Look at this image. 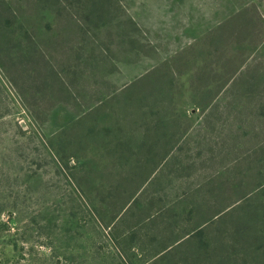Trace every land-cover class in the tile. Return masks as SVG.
I'll list each match as a JSON object with an SVG mask.
<instances>
[{"label": "trees", "instance_id": "1", "mask_svg": "<svg viewBox=\"0 0 264 264\" xmlns=\"http://www.w3.org/2000/svg\"><path fill=\"white\" fill-rule=\"evenodd\" d=\"M16 1L0 0V63L11 81L40 97L43 112L54 101L67 99L62 97L68 94L62 72L76 77L77 70L85 68L90 85L97 81L104 61L97 54L104 45L96 40V32L106 33L111 22L120 34H128L125 23L116 21L112 0H80L77 8L73 0H47L45 6H33L36 0ZM32 8L34 14L29 13ZM70 30L76 32L78 44L68 43L65 34ZM208 32L212 55L228 34L232 36L219 25ZM58 52L69 57L59 56L56 64L52 57ZM159 73L154 85L145 79L148 72L137 77L134 81L145 82L132 94L130 87L115 96L93 88L90 96L98 92L99 98L48 138L76 193L73 218L79 223L82 213L88 216L81 226L88 222L92 237L109 238L105 252L119 257L118 264H264V182H255L264 174V135L257 121L249 128L241 123L244 131L249 129L241 148L234 143L212 148L209 155L203 149L191 154L173 126L170 81L162 70ZM246 142L252 148L233 160L231 155L238 156ZM72 159L78 161L74 167ZM213 162L216 172L203 174ZM182 176L190 181L178 184L179 194H168ZM51 222L48 218L41 226ZM49 247L43 262L56 256L67 259L66 249ZM87 253L89 264H110L102 260L96 238Z\"/></svg>", "mask_w": 264, "mask_h": 264}, {"label": "rangeland", "instance_id": "2", "mask_svg": "<svg viewBox=\"0 0 264 264\" xmlns=\"http://www.w3.org/2000/svg\"><path fill=\"white\" fill-rule=\"evenodd\" d=\"M79 1L73 0L75 8ZM36 4L45 6L47 0H36ZM112 4L119 15L116 21L125 23L128 34H120L111 22L106 33L95 35L90 29V37L95 35L104 45L97 54L104 60L99 63L97 81L90 85L85 68L78 69L76 77L61 71L68 90L62 97L67 99L54 101L48 111L41 110L39 96L22 89L19 81H11L0 63V264H89L87 250L95 238L102 260L118 264L119 257L105 252L110 248L109 238L92 237L88 222L85 228L81 226L88 216L82 213L79 223L73 218L76 193L48 144V138L99 98L98 92L90 96L93 88L100 87L101 95L115 96L130 87L132 94L145 82L134 81L137 77L148 72L145 79L154 85L162 70L165 81H170L173 126L191 154L203 149L209 155L212 148L234 143L241 148L249 131L241 123L257 121V130L264 135V122H260L264 119H259L264 114V0H112ZM218 25L232 36L228 34L212 55L208 31ZM65 37H70L68 43H79L74 30ZM59 56L69 57L58 52L52 57L56 64ZM252 146L246 142L238 156L231 158L245 156ZM215 162L206 165L203 174L216 172ZM77 163L72 159L70 166ZM183 178L167 193L179 194L178 184L190 181ZM255 182H264V174ZM48 218L52 220L49 226H41ZM61 243L67 244L65 248ZM49 246L59 248L58 252L66 249L67 259L56 256L43 262Z\"/></svg>", "mask_w": 264, "mask_h": 264}]
</instances>
